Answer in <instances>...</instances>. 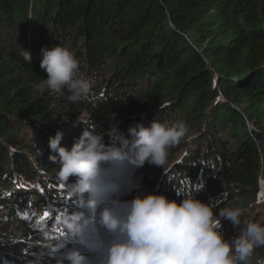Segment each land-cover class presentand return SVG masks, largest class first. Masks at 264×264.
Returning <instances> with one entry per match:
<instances>
[{
  "label": "trees",
  "instance_id": "trees-1",
  "mask_svg": "<svg viewBox=\"0 0 264 264\" xmlns=\"http://www.w3.org/2000/svg\"><path fill=\"white\" fill-rule=\"evenodd\" d=\"M56 44L94 79L90 100L48 89L41 48ZM153 119L183 121L188 133L163 167L137 170L142 190L200 189L214 213L239 206L264 222V0H0V264H53L21 250L31 235L57 242L58 210L71 203L50 136L61 131L70 148L89 124L127 136Z\"/></svg>",
  "mask_w": 264,
  "mask_h": 264
},
{
  "label": "clouds",
  "instance_id": "clouds-1",
  "mask_svg": "<svg viewBox=\"0 0 264 264\" xmlns=\"http://www.w3.org/2000/svg\"><path fill=\"white\" fill-rule=\"evenodd\" d=\"M41 56L49 90H66L74 103L92 98L95 81L78 75L69 48L42 47ZM127 132L114 123L106 132L89 124L70 148L62 146L61 131L49 137L55 154L49 159L71 199L58 210V239L48 245L53 264H253L254 250L264 247V222L244 218L239 206L214 213L215 203L195 195L200 189H176L177 198L141 189L137 170L146 162L163 167L188 133L185 122L153 119ZM222 220L236 230L231 238H225ZM254 264H264V257Z\"/></svg>",
  "mask_w": 264,
  "mask_h": 264
},
{
  "label": "rangeland",
  "instance_id": "rangeland-1",
  "mask_svg": "<svg viewBox=\"0 0 264 264\" xmlns=\"http://www.w3.org/2000/svg\"><path fill=\"white\" fill-rule=\"evenodd\" d=\"M44 89V86L42 85V86H40L39 88H38V94H40L41 93V91ZM196 134V132H192V134L191 135H195ZM190 135V136H191ZM261 190H263V186H262V184H261ZM10 227V230H12V229H14V225H12L11 223L10 224H8V228ZM13 231V230H12ZM18 231H21V232H19V233H16V231H14V234H18V236H16V237H20V238H22L23 236H26L27 235V232L24 230L23 231V229H22V227H20L19 228V230ZM13 234V233H12ZM15 237V238H16ZM31 237H33L32 239H31V241L33 242V241H36V243H27V244H25L24 245V247L21 249L22 251H25V250H27V251H30V250H32V248H34V246L37 248L36 250H37V252L38 253H40V254H42L43 256H45L46 254H48L49 255V248H48V245L49 244H55L56 242L54 241V239L52 238L49 242H40L39 243V239L38 238H40V236H37V237H34L33 235H31ZM48 239V238H47ZM57 239H58V236H56V241H57ZM48 241V240H47ZM19 245H21L19 242H17V243H14V245L12 246V247H10V248H8L7 250H9L8 252H14V251H16V249H17V247L19 246ZM4 246H8L7 245V243H5L4 245H0V249L1 248H3ZM259 250V254L258 255H256L255 257H254V259H253V264H254V261H255V259L256 258H261V257H264V247H261V248H259L258 249ZM53 258V257H52Z\"/></svg>",
  "mask_w": 264,
  "mask_h": 264
},
{
  "label": "snow or ice",
  "instance_id": "snow-or-ice-1",
  "mask_svg": "<svg viewBox=\"0 0 264 264\" xmlns=\"http://www.w3.org/2000/svg\"><path fill=\"white\" fill-rule=\"evenodd\" d=\"M45 215L47 216V215H48V213H45Z\"/></svg>",
  "mask_w": 264,
  "mask_h": 264
}]
</instances>
